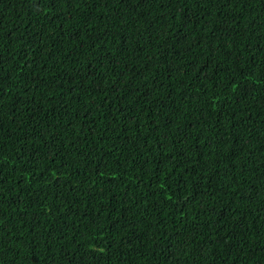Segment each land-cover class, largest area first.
Wrapping results in <instances>:
<instances>
[{
    "label": "trees",
    "instance_id": "trees-1",
    "mask_svg": "<svg viewBox=\"0 0 264 264\" xmlns=\"http://www.w3.org/2000/svg\"><path fill=\"white\" fill-rule=\"evenodd\" d=\"M0 264H264V0H0Z\"/></svg>",
    "mask_w": 264,
    "mask_h": 264
}]
</instances>
